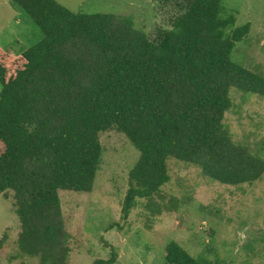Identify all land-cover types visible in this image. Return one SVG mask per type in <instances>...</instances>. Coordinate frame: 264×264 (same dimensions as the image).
Masks as SVG:
<instances>
[{"label":"trees","instance_id":"obj_1","mask_svg":"<svg viewBox=\"0 0 264 264\" xmlns=\"http://www.w3.org/2000/svg\"><path fill=\"white\" fill-rule=\"evenodd\" d=\"M156 1L173 11L170 26L151 34L115 13L11 0L42 37L21 54L0 46V195L13 193L20 254L37 264H71L60 191L93 190L102 132H123L139 151L124 218L138 200L146 198L150 208L161 195L171 179L170 158L229 185L264 175V148L234 140L225 122L233 90L264 97V72L231 56L251 24L235 26L223 0ZM161 209L153 203L156 213ZM164 259L214 264L176 240L167 243ZM93 264L123 263L113 251Z\"/></svg>","mask_w":264,"mask_h":264},{"label":"rangeland","instance_id":"obj_2","mask_svg":"<svg viewBox=\"0 0 264 264\" xmlns=\"http://www.w3.org/2000/svg\"><path fill=\"white\" fill-rule=\"evenodd\" d=\"M57 1L76 12L119 14L151 34L157 26H170L173 11L156 0ZM223 1L236 16L235 26L251 24L246 37L236 43L232 59L263 73L264 0ZM41 37L28 14L17 10L11 0H0L1 47L21 54ZM232 98L234 106L225 122L234 140L264 148V97L233 90ZM100 139L104 155L93 190L60 191L71 264H93L98 258H109L113 251L123 264H167L164 256L171 240L192 254H206L214 264H264V175L250 184L229 185L204 176L196 165L170 158L171 179L161 195L150 208L146 198L138 200L124 218L129 171L139 151L116 129L102 132ZM153 203L160 204L162 212L156 213ZM20 228L13 193L1 194L0 240L4 242L0 264H37L38 258L20 254Z\"/></svg>","mask_w":264,"mask_h":264}]
</instances>
